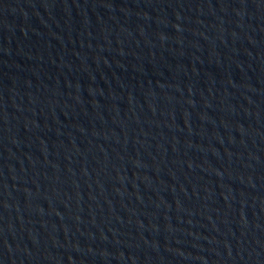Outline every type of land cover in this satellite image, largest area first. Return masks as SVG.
Segmentation results:
<instances>
[{
	"label": "water",
	"instance_id": "obj_1",
	"mask_svg": "<svg viewBox=\"0 0 264 264\" xmlns=\"http://www.w3.org/2000/svg\"><path fill=\"white\" fill-rule=\"evenodd\" d=\"M0 264H264V0H0Z\"/></svg>",
	"mask_w": 264,
	"mask_h": 264
}]
</instances>
